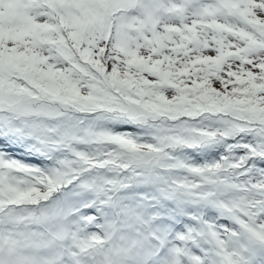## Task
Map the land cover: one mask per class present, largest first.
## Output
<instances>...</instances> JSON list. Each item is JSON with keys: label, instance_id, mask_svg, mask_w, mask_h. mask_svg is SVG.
<instances>
[{"label": "snow or ice", "instance_id": "snow-or-ice-1", "mask_svg": "<svg viewBox=\"0 0 264 264\" xmlns=\"http://www.w3.org/2000/svg\"><path fill=\"white\" fill-rule=\"evenodd\" d=\"M0 264H264V0H0Z\"/></svg>", "mask_w": 264, "mask_h": 264}]
</instances>
